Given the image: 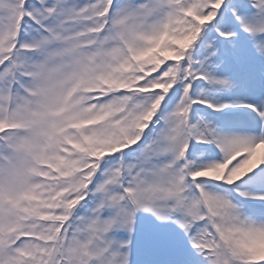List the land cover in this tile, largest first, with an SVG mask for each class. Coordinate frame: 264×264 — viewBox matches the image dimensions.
I'll list each match as a JSON object with an SVG mask.
<instances>
[{"label":"snow or ice","instance_id":"6c2138e0","mask_svg":"<svg viewBox=\"0 0 264 264\" xmlns=\"http://www.w3.org/2000/svg\"><path fill=\"white\" fill-rule=\"evenodd\" d=\"M0 264H264V0H0Z\"/></svg>","mask_w":264,"mask_h":264}]
</instances>
